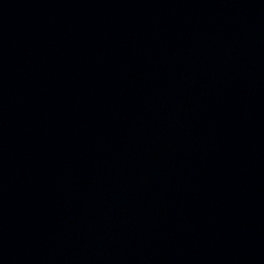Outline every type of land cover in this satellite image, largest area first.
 Wrapping results in <instances>:
<instances>
[{
  "label": "water",
  "instance_id": "water-1",
  "mask_svg": "<svg viewBox=\"0 0 264 264\" xmlns=\"http://www.w3.org/2000/svg\"><path fill=\"white\" fill-rule=\"evenodd\" d=\"M0 264H264V0H0Z\"/></svg>",
  "mask_w": 264,
  "mask_h": 264
}]
</instances>
